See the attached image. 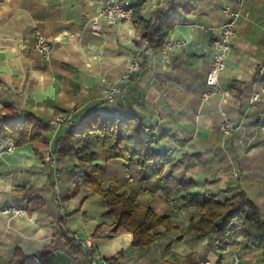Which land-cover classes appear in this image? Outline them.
<instances>
[{
  "label": "crops",
  "instance_id": "crops-1",
  "mask_svg": "<svg viewBox=\"0 0 264 264\" xmlns=\"http://www.w3.org/2000/svg\"><path fill=\"white\" fill-rule=\"evenodd\" d=\"M103 1L0 0V109L10 104L20 120L32 114L48 122L45 134L53 147L67 130L52 122L57 112L72 111L73 124L95 112L104 117L140 115L146 128L154 130V150L166 152L169 162L160 171L152 161L126 169L122 159L104 157L96 144V172L102 185L117 183L120 191H134L139 207L149 205L176 227L149 246L135 248L129 232L93 238L95 226L110 218L98 194L84 183L89 169L75 166L74 155L55 154L60 171L56 191L42 154L26 144L0 151V261L20 247L28 255L46 250L49 264H91L86 256L74 257L67 250L58 235L67 229L78 239L89 238L99 260L125 251L120 264H181L188 254L200 264H231L234 254L242 264H264L262 249L247 248L239 236L218 254L211 238L183 234L199 210L183 204L178 185L189 179L192 192L219 200L244 192L264 219V131L258 127L264 121V0L245 3L218 78L222 90L206 99L202 93L211 42L225 20L223 7L236 0H131L145 19L159 7L189 6L184 19L167 32L185 44L166 57L159 47H143L138 71L111 102L106 86L126 72L143 42H135L131 21L105 25L100 20L99 34L83 25L82 19ZM36 28L51 43L48 58L33 49L31 32ZM235 81L240 84L231 90ZM253 91L259 93L256 101L250 99ZM224 119L233 124L228 135L220 131ZM30 187L41 207L29 208L28 196L20 190ZM11 206L23 211L3 212ZM232 224L240 227L237 221Z\"/></svg>",
  "mask_w": 264,
  "mask_h": 264
},
{
  "label": "trees",
  "instance_id": "trees-1",
  "mask_svg": "<svg viewBox=\"0 0 264 264\" xmlns=\"http://www.w3.org/2000/svg\"><path fill=\"white\" fill-rule=\"evenodd\" d=\"M189 9L187 5L159 7L151 18L145 19L133 6L131 22L136 31L135 42L139 45L147 41L149 46L158 48L162 38L176 23L184 19ZM238 84L240 82L235 81L231 90ZM235 94L238 95L239 92ZM48 126V122L32 114L20 120L15 108L7 104L0 109V146L10 139L15 147L28 144L35 154H42V151L52 144L51 137L45 134ZM66 127L63 135L53 141L52 148L59 156L74 155L75 166L89 169V172L84 174V183L98 194L106 206L105 215L110 218L95 226L91 234L93 238L129 232L130 247L135 248L149 246L165 232L176 227L167 215L155 212L149 205L139 207L134 191H120L117 183L102 185L96 172V144L100 145L104 157L122 159L126 169L133 165L144 167L147 162L152 161L160 171L169 162L166 152L154 150L156 135L152 128H146L140 115L123 113L104 117L95 112ZM178 185L183 204L199 210V215L191 218L182 229L183 234L211 238L218 254L223 253L228 244L239 236L247 248L262 249L264 259V219L258 206L244 192L219 200L213 194L192 192L194 182L189 179L178 181ZM20 191L24 196H28L30 209L43 205L41 199L35 195L34 188H24ZM233 221L239 222L240 227H235ZM160 227H163L161 232L158 231ZM58 235L74 257L86 256L90 262L96 258L91 247L84 249L69 230L61 229ZM124 257L125 251L120 250L108 260L110 264H120ZM0 264H49V257L46 250L28 255L20 247H16L12 257L0 261ZM181 264L200 262L193 254H188Z\"/></svg>",
  "mask_w": 264,
  "mask_h": 264
},
{
  "label": "built area",
  "instance_id": "built-area-1",
  "mask_svg": "<svg viewBox=\"0 0 264 264\" xmlns=\"http://www.w3.org/2000/svg\"><path fill=\"white\" fill-rule=\"evenodd\" d=\"M247 1L249 0H236L234 5H226L223 7L225 20L219 28L218 35L213 38L211 42L212 58L211 64L205 76L207 89L202 93L203 99L208 98L212 91L222 90L219 85L218 78L221 71L225 67L226 57L229 55L232 48V39L235 35L236 23L242 16L245 3ZM132 13L133 4L131 0H104L97 6L92 16L82 19V23L87 26L93 34H99L102 30L100 20H103L105 25L130 22ZM31 36L33 38V49L43 58H48L51 51V43L48 41L44 33L36 28L32 30ZM184 44V39H172L169 34H166L160 42L159 49L161 54L166 57L170 55L171 52L180 50ZM147 45V41H143L142 47L137 50L133 59L128 64L126 72L120 78L108 83L105 88V97L107 101L111 102L123 93L124 85L128 79L138 71L142 61L143 47ZM250 99L251 101L258 100L259 93L257 91H253ZM52 122L57 126H69L72 123V111L55 113L53 115ZM258 127L260 130L264 131V121L259 122ZM232 129V122L224 119L220 125V131L222 134L228 135ZM14 149L15 145L10 139L0 146V151H13ZM55 154L56 153L52 146H48L42 151V156L45 160L49 176L51 178V185L54 190L58 191L60 172L56 163ZM22 211V208L16 206H11L3 210L4 213L10 212L12 214H20ZM78 241L84 249H89L91 247L92 243L89 238L78 239ZM91 264H110V262L108 260L93 258ZM202 264H207V262H203ZM231 264H242L237 254L232 256Z\"/></svg>",
  "mask_w": 264,
  "mask_h": 264
},
{
  "label": "rangeland",
  "instance_id": "rangeland-1",
  "mask_svg": "<svg viewBox=\"0 0 264 264\" xmlns=\"http://www.w3.org/2000/svg\"><path fill=\"white\" fill-rule=\"evenodd\" d=\"M45 169H46V171L48 172V174H49V171H48V169H47V166L45 165ZM59 170V169H58ZM60 172V171H59Z\"/></svg>",
  "mask_w": 264,
  "mask_h": 264
}]
</instances>
